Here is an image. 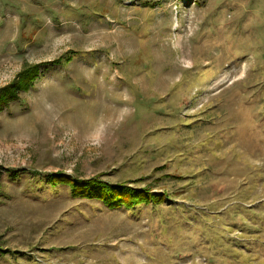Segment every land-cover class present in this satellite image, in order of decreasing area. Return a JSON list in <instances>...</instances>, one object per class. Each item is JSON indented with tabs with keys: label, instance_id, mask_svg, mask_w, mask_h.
Wrapping results in <instances>:
<instances>
[{
	"label": "rangeland",
	"instance_id": "obj_1",
	"mask_svg": "<svg viewBox=\"0 0 264 264\" xmlns=\"http://www.w3.org/2000/svg\"><path fill=\"white\" fill-rule=\"evenodd\" d=\"M0 264H264V0H0Z\"/></svg>",
	"mask_w": 264,
	"mask_h": 264
},
{
	"label": "trees",
	"instance_id": "obj_2",
	"mask_svg": "<svg viewBox=\"0 0 264 264\" xmlns=\"http://www.w3.org/2000/svg\"><path fill=\"white\" fill-rule=\"evenodd\" d=\"M90 181H85V184H84L85 188L84 189L86 191L89 190L87 188L88 186H86V185H89ZM69 185L73 188L77 187V185L73 182H71ZM98 188L99 189L101 188L99 193H98ZM98 188H97V192L96 191H92V192L97 193L96 197L103 200L104 203H107V205H110L111 207H115V206L116 207H118V206L135 207L138 204H141L143 202H147L146 199H148V196H144L145 198H142V196H140L139 194H134V193L129 194V193H125V192L124 193L120 192L116 196V194L113 193V191H115L113 188H109V187L102 186V185H100ZM90 189H94V188H90Z\"/></svg>",
	"mask_w": 264,
	"mask_h": 264
}]
</instances>
